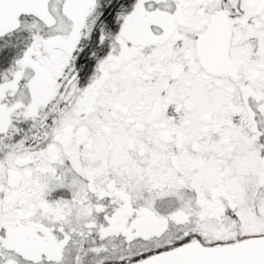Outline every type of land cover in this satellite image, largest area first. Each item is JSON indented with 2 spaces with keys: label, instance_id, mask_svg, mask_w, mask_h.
<instances>
[{
  "label": "flooded vegetation",
  "instance_id": "af4514ba",
  "mask_svg": "<svg viewBox=\"0 0 264 264\" xmlns=\"http://www.w3.org/2000/svg\"><path fill=\"white\" fill-rule=\"evenodd\" d=\"M46 6L49 22L20 12L0 30V164L46 170L42 160L53 165L62 150L63 168L86 187L84 209L93 197L104 206L92 235L120 230V185L190 192L226 169L230 153L264 151V0ZM11 175L0 204L20 213L33 201L22 182L40 180ZM198 234L192 242L203 244Z\"/></svg>",
  "mask_w": 264,
  "mask_h": 264
},
{
  "label": "rangeland",
  "instance_id": "374dc122",
  "mask_svg": "<svg viewBox=\"0 0 264 264\" xmlns=\"http://www.w3.org/2000/svg\"><path fill=\"white\" fill-rule=\"evenodd\" d=\"M117 150L120 158L126 155L122 144ZM61 154L62 150L54 151L59 159L53 165L39 161L46 170L28 166L18 170L12 165L6 169L0 164V186L1 180L14 177L12 173L23 179L25 172H32L40 180L39 186L22 182L21 193L33 194V201L22 204V212L0 204V264L127 263L142 253L171 249L189 236L197 238V231L205 242H238L242 235H264V151L230 153L226 169L215 167L216 177L208 186L197 187L198 192L193 185L185 187L190 192L180 186L162 188L158 182L139 181L128 190L120 185V191H127L121 194L126 213H119L116 220L120 230L100 239L91 230L100 216L95 211L104 206L93 197L84 209L86 187L63 168ZM49 167L56 168V176ZM220 174L227 180L220 181ZM67 177L72 181L67 183ZM101 216L107 220V213Z\"/></svg>",
  "mask_w": 264,
  "mask_h": 264
},
{
  "label": "water",
  "instance_id": "95a60500",
  "mask_svg": "<svg viewBox=\"0 0 264 264\" xmlns=\"http://www.w3.org/2000/svg\"><path fill=\"white\" fill-rule=\"evenodd\" d=\"M20 12L50 20L46 0H38V4L29 0L0 1V30L11 24V16ZM131 264H264V236L219 247L192 242Z\"/></svg>",
  "mask_w": 264,
  "mask_h": 264
},
{
  "label": "trees",
  "instance_id": "16d2710c",
  "mask_svg": "<svg viewBox=\"0 0 264 264\" xmlns=\"http://www.w3.org/2000/svg\"><path fill=\"white\" fill-rule=\"evenodd\" d=\"M264 236V235H263ZM253 236H245V235H242L239 239V241L238 242H241V241H243V240H246V239H249V238H252ZM255 237V236H254ZM257 237V236H256ZM195 240V236L194 237H192V236H189V237H187V238H185L181 243H177L176 244V246L175 247H173V248H169V249H163V251H157V252H155V253H152V254H150V255H148V253H142V254H139V255H137V256H135V257H133V261H131V262H127V263H116V264H131V263H134V262H137V261H141V260H144V259H146V258H149V257H151V256H153V255H156V254H158V253H161V252H165V251H169V250H172V249H175V248H178V247H180V246H183L184 244H187V243H190V242H192V241H194ZM231 241H228V242H218V241H216V242H207V243H203L204 245H206V246H213V247H219V246H223V245H226V244H229ZM238 242H231V244L230 245H232V243L233 244H235V243H238Z\"/></svg>",
  "mask_w": 264,
  "mask_h": 264
}]
</instances>
